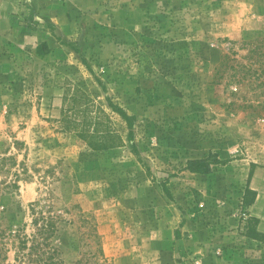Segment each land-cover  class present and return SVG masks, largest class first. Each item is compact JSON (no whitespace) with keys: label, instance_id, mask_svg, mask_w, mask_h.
I'll use <instances>...</instances> for the list:
<instances>
[{"label":"rangeland","instance_id":"rangeland-1","mask_svg":"<svg viewBox=\"0 0 264 264\" xmlns=\"http://www.w3.org/2000/svg\"><path fill=\"white\" fill-rule=\"evenodd\" d=\"M80 2L53 0L45 56L32 16L0 28L5 264H28L13 236L30 239L37 212L66 264H264V74L239 72L264 67L248 44L264 38V0ZM87 116L117 147L77 136L67 118ZM208 158L210 173L189 170Z\"/></svg>","mask_w":264,"mask_h":264},{"label":"trees","instance_id":"trees-1","mask_svg":"<svg viewBox=\"0 0 264 264\" xmlns=\"http://www.w3.org/2000/svg\"><path fill=\"white\" fill-rule=\"evenodd\" d=\"M248 44L253 46L249 51V54L251 55V59L255 61L260 60L264 56V38ZM50 52L51 49L46 42L38 45L36 50V53L39 56L48 55L50 54ZM222 66H227V64L223 63ZM242 69L244 70H239V72L244 71V77H249V76L251 77L252 74L259 71L261 72L259 74V77L264 74L263 65H259V67L257 68L255 64L251 63L249 66H244ZM79 99L85 101L86 104L89 106L88 102L90 98L87 97L85 93L82 92V96H80ZM109 105L113 110V112L117 113L127 122L130 128L128 140L130 142H133L134 141V135L132 130L133 123L129 115L126 113L125 110H123L117 104H114L113 102L109 101ZM64 119L66 120V116ZM67 121L70 123V125L73 124V129L74 128L78 129L79 126L82 127L80 130H77V136H79L81 140L87 143V145L94 151L110 150L117 147V145L119 144L118 142L120 140L119 136H117L109 128V126L106 127L108 128L106 134L100 133L98 126L101 123L98 121L94 123L92 119H89L88 116L85 118L82 124L76 122L75 120H70V118H67ZM133 150H136V146L134 144H133ZM188 164H189V170L193 173H201V174L210 173L211 163L209 158L193 160L190 161ZM12 187L18 188L16 184H13ZM248 192H251L254 195V197L251 200L245 199V205L247 208L252 204H254L257 197V192L251 190H248ZM32 210L36 213V209L34 208V206ZM37 213H39V216H37V218L33 220L35 232L31 234L30 239L27 238L26 236H21L20 232L17 233L15 236L12 235L13 237L17 238V241L19 243L17 247L20 251L25 249L29 250V253L27 254L23 253L19 255V257L17 256V260H20V262L22 263L24 259L27 256H29L30 258L28 264H66L65 261L61 258V252L51 244V239L54 237V235L57 232V227L54 217L52 215L47 216L45 212H37ZM1 222H2V214L0 212V264H5L8 261V249L6 244L8 243V239L10 237L9 235H7L6 229L2 228L3 224ZM177 235H179V231L177 232ZM29 243L31 245H29ZM100 256H101L100 258L101 262L97 264H109L107 259L103 257V254H101Z\"/></svg>","mask_w":264,"mask_h":264},{"label":"crops","instance_id":"crops-1","mask_svg":"<svg viewBox=\"0 0 264 264\" xmlns=\"http://www.w3.org/2000/svg\"><path fill=\"white\" fill-rule=\"evenodd\" d=\"M22 0H3L0 3V28L16 30L21 28L23 17L31 16L36 19V24L39 26V31L32 32V38L35 45L47 42L53 44L52 35L45 31L48 30L49 23L58 24V15L61 12L54 7L53 0H27L29 7L22 6ZM77 1V0H76ZM57 3V1H55ZM99 0H81L79 3L81 7L84 5L85 9H90L98 5ZM56 10V11H55ZM67 10V9H66ZM68 11V10H67ZM60 28V27H59Z\"/></svg>","mask_w":264,"mask_h":264}]
</instances>
